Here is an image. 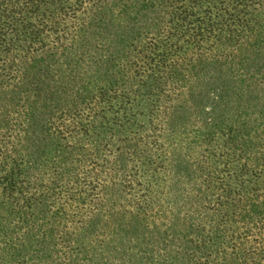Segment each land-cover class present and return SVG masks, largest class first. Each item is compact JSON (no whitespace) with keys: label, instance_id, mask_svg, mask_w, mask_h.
Here are the masks:
<instances>
[{"label":"trees","instance_id":"16d2710c","mask_svg":"<svg viewBox=\"0 0 264 264\" xmlns=\"http://www.w3.org/2000/svg\"><path fill=\"white\" fill-rule=\"evenodd\" d=\"M0 264H264V0H0Z\"/></svg>","mask_w":264,"mask_h":264}]
</instances>
